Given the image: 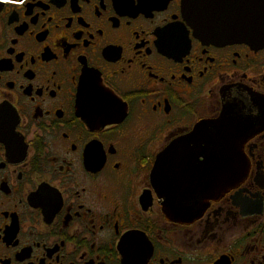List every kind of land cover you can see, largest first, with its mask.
<instances>
[{
	"label": "flooded vegetation",
	"instance_id": "1",
	"mask_svg": "<svg viewBox=\"0 0 264 264\" xmlns=\"http://www.w3.org/2000/svg\"><path fill=\"white\" fill-rule=\"evenodd\" d=\"M0 264H264V46L183 0H0Z\"/></svg>",
	"mask_w": 264,
	"mask_h": 264
},
{
	"label": "water",
	"instance_id": "2",
	"mask_svg": "<svg viewBox=\"0 0 264 264\" xmlns=\"http://www.w3.org/2000/svg\"><path fill=\"white\" fill-rule=\"evenodd\" d=\"M212 4L214 13L208 12L211 6L210 0H183V15L189 25L195 29L197 38L211 43L226 41L246 43L253 47L264 46V0H233L231 6L224 1ZM110 117L107 115L103 120L111 121ZM220 125H224V122H217L216 127L219 128L217 130L213 125L207 127L202 124L196 129L193 137L188 140L196 141L199 133L201 134L207 128L217 133L215 140L221 142V149H227L224 145L226 131ZM162 167L163 160L160 158L155 166L154 178L160 176ZM220 167L222 168V166ZM160 198L163 203L168 201L175 205L167 195ZM166 214L176 219L179 212L167 210Z\"/></svg>",
	"mask_w": 264,
	"mask_h": 264
}]
</instances>
